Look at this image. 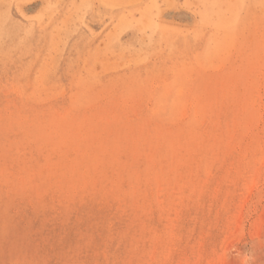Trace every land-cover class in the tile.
Instances as JSON below:
<instances>
[{"label": "rangeland", "instance_id": "374dc122", "mask_svg": "<svg viewBox=\"0 0 264 264\" xmlns=\"http://www.w3.org/2000/svg\"><path fill=\"white\" fill-rule=\"evenodd\" d=\"M234 1L0 0V264H264V0Z\"/></svg>", "mask_w": 264, "mask_h": 264}, {"label": "bare ground", "instance_id": "6f19581e", "mask_svg": "<svg viewBox=\"0 0 264 264\" xmlns=\"http://www.w3.org/2000/svg\"><path fill=\"white\" fill-rule=\"evenodd\" d=\"M219 1H220V0H219ZM222 1H223V0H222ZM235 1H237V0H235ZM235 1H234V2H235ZM217 2H218V1H217ZM231 2H232V1H231ZM226 3H227V2H226ZM218 4H219V3H218ZM228 4H229V2H228ZM219 5H220V4H219ZM231 5H232V4H230V7H231ZM232 6L234 7V3H233ZM216 7L218 8V5H217ZM230 7L228 8L229 10H230ZM214 8H215V7H214ZM218 9H219V8H218ZM218 9H217V12H218ZM231 9H232V7H231ZM224 11H226V10H224ZM224 11H223V13H224ZM226 12H228V11H226ZM218 14H219V13H218ZM225 14H226V13H224V15H225ZM229 14H230V15H233L234 13L232 14V13L229 11ZM230 15H229V16H230ZM217 16H218V15H217ZM229 16L227 17L228 19L224 17L225 20H226V19L228 20V23H230L229 18H231V16H230V17H229ZM216 18H217V17H216ZM220 19H221V18H220ZM219 21H220V20H219ZM223 23H224V21H223ZM228 25H229V24L224 23L223 26L225 27V26H228ZM230 25H233V24L231 23ZM227 33H228V32H227ZM227 33H224V34L228 35ZM247 199H248V198H247Z\"/></svg>", "mask_w": 264, "mask_h": 264}]
</instances>
